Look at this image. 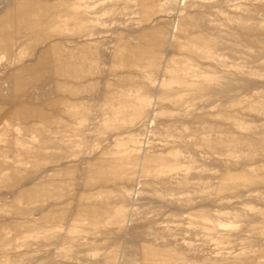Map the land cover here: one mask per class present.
Here are the masks:
<instances>
[{
	"label": "rangeland",
	"instance_id": "374dc122",
	"mask_svg": "<svg viewBox=\"0 0 264 264\" xmlns=\"http://www.w3.org/2000/svg\"><path fill=\"white\" fill-rule=\"evenodd\" d=\"M2 168L0 264H264V0H0Z\"/></svg>",
	"mask_w": 264,
	"mask_h": 264
},
{
	"label": "bare ground",
	"instance_id": "6f19581e",
	"mask_svg": "<svg viewBox=\"0 0 264 264\" xmlns=\"http://www.w3.org/2000/svg\"><path fill=\"white\" fill-rule=\"evenodd\" d=\"M55 1H56V0H55ZM64 1H65V0H64ZM66 1H67V0H66ZM57 4H58V3H57ZM68 4H69V3H68ZM73 4H74V3H73ZM63 6H64V5H63ZM74 6H75V5H74ZM74 6H72V7H74ZM65 7H66V6H65ZM72 7H70V8H71V12H73V11H72ZM75 7H76V6H75ZM75 7H74V9H77V8H75ZM74 9H73V10H74ZM67 10H68V12H70V10L68 9V7H67ZM77 10H78V9H77ZM37 11H38V10H37ZM53 11H54V10H53ZM55 11H56V10H55ZM46 12L48 13V11H46ZM56 12H57V11H56ZM65 12H66V10H65ZM75 12H77V11L75 10ZM37 13H38V12H37ZM37 13H36V14H37ZM47 13H46V15H47ZM78 13H79V11H78ZM34 14H35V13H34ZM39 14H40V13H39ZM71 15H73V14H71ZM35 16H36V15L32 16V18L34 19ZM38 16H39V15H38ZM40 16H41V15H40ZM43 16H44V15H43ZM51 16H52V18H53V15H51ZM58 16H59V15H58ZM74 16H75V13H74ZM76 16H77V15H76ZM36 17H37V16H36ZM36 17H35V19H36ZM41 17H42V16H41ZM47 17H49V16H47ZM50 18H51V17H50ZM52 18H51V19H52ZM59 18H61V17H59ZM38 19H40V18H38ZM51 19H50V20H51ZM56 19H58V18H56ZM68 19L70 20V18H68ZM36 20H37V19H36ZM48 20H49V19H48ZM50 20H49V21H50ZM58 20H59V19H58ZM61 20H62V18H61ZM69 20H67V21H69ZM77 20H78V19H77ZM80 20H81V19H80ZM41 21H42V20H41ZM44 21H46V20H44ZM74 21H75V20H74ZM32 23H34V22L32 21ZM42 23H44V22L42 21ZM62 23H63V22H62ZM58 24H59V23H58ZM58 24H57V25H58ZM31 25H32V24H31ZM64 25H65V24H64ZM32 26H33V25H32ZM39 26H40V25H39ZM50 26H53V25H50ZM42 27H43V25H42ZM51 28H52V27H51ZM35 29H36V27H35ZM59 30H60V29H59ZM31 32H32V31H31ZM59 32H60V31H59ZM63 32H64V31H63ZM50 38H51V37H50ZM84 41H85V40H84ZM31 61H32V60H31ZM24 62H25V61H24ZM20 64H21V63H20ZM14 65H15V64H14ZM18 78H20V77L17 76V79H18ZM58 85H59V84H58ZM145 89H146V88H145ZM149 89H150V88H149ZM65 91H67V90H65ZM71 95H73V94H71ZM3 99H4V98H3ZM43 99H44V98H43ZM30 100H31V99H30ZM20 103H21V102H20ZM46 111H47V110H46ZM33 114H34V113H33ZM34 120H35V119H34ZM49 126H50V125H49ZM89 127H90V126H89ZM67 129H68V128H67ZM91 129H92V128H91ZM91 133H92V132H91ZM33 136H34V135H33ZM91 136H92V135H91ZM183 137H184V136H183ZM15 138H16V137H15ZM86 138H88V137H86ZM86 138H84V139H86ZM20 141H21V140H20ZM24 141H25V140H24ZM120 150H121V149H120ZM123 151H124V149H123ZM115 153H116V152H115ZM120 153H121V151H120ZM113 154H114V153H113ZM3 155H4V154H3ZM121 156H122V155H121ZM119 157H120V156H119ZM64 158H65V157H64ZM113 158H114V157H113ZM116 158H117V157H116ZM116 158H115V161H116ZM161 158H163V157H161ZM161 158H160L159 160H161ZM66 159H67V158H66ZM71 159H72V158H71ZM164 159H165V158H164ZM63 160H64V159H63ZM68 160H69V159H68ZM6 161H8V160H6ZM6 161H4V162H6ZM65 161H66V160H65ZM111 161H112V160H111ZM60 163H61V162H60ZM97 163H98V162H97ZM7 164H8V163H7ZM19 164H20V163H19ZM19 164H18V165H19ZM109 164H110V163H109ZM123 164H124V162H123ZM147 164H148V163H147ZM62 165H63V164H62ZM113 165H114V163H113ZM124 165H125V164H124ZM124 165H122V166L124 167ZM126 165H127V164H126ZM143 165H144V164H143ZM247 165H248V164H247ZM108 166H109V165H108ZM118 166H119V165H118ZM91 167H92V166H91ZM110 167H111V166H110ZM126 167H127V166H126ZM7 168H8V167H7ZM55 168H56V167H55ZM72 168H74V167H72ZM115 168H117V166H116ZM117 169H118V168H117ZM5 170H6L5 168H2V169L0 170V174H1V176H5V175H6V172H7V171H5ZM127 170H128V169H127ZM76 171H77V170H76ZM79 171H80V170H79ZM82 171H84V170L82 169ZM37 172H38V171H37ZM41 172H42V171H41ZM112 172H113V171H112ZM112 172H111V173H112ZM38 173H39V172H38ZM38 173H36V174H38ZM51 173H52V172H51ZM77 173H78V172H77ZM77 173H76V174H77ZM93 173H94V172H93ZM97 173H98V172H97ZM115 173L117 174V171H116ZM115 173H114V174H115ZM89 174H90V173H89ZM86 175H87V174H86ZM259 175H261V174H259ZM76 176H77V175H76ZM255 176H256V175H255ZM47 177H48V176H47ZM103 177H104V176H103ZM109 178H110V177H109ZM21 179H22V178H21ZM263 179H264V177H263ZM10 181H11V180H10ZM61 182H62V181H61ZM63 182H64V181H63ZM64 183L66 184V182H64ZM2 184H3V183H2ZM14 184H16V183H14ZM68 184H69V183H68ZM70 184H72V183H70ZM80 184H81V183H80ZM8 185H9V184H8ZM25 185H26V184H25ZM57 185H58V184H57ZM57 185H56V186H57ZM62 185H64V184H62ZM77 185H78V184H77ZM77 185H76V186H77ZM52 186H53V185H52ZM65 186H66V185H65ZM78 186H79V185H78ZM6 187H8L7 184H6ZM6 187H5V188H6ZM57 187H58V186H57ZM59 187H60V186H59ZM59 187L57 188V190L59 189ZM69 188H70V187L68 186L67 189H69ZM251 188H252V187H251ZM1 189H2V188H1ZM10 189H11V188H10ZM4 190H5V189H4ZM59 190H61V189H59ZM66 191H67V190H66ZM69 191H70V189H69ZM71 191H72V189H71ZM50 193H51V192H50ZM54 193H56V192H54ZM62 193H64V192H62ZM69 193H70V192H69ZM57 194H58V192H57ZM65 194H66V193H65ZM71 194H72V193H71ZM71 194H70V195H71ZM48 195H49V194H48ZM62 195H63V194H62ZM70 195H68V196H70ZM37 196H38V195H37ZM37 196H34V197H37ZM79 196H80V195H79ZM51 197H52V193H51ZM51 197H50V198H51ZM62 197H64V196H62ZM70 197H71V196H70ZM60 198H61V197H60ZM16 199H17V198H16ZM52 199H53V198H52ZM62 199H63V198H62ZM62 199H61V200H62ZM84 199H85V197H84ZM36 200H38V199H36ZM50 200H51V199H50ZM59 200H60V199H59ZM69 200H70V199H69ZM67 201H68V200H67ZM22 202H23V201H22ZM27 203H28V202H27ZM48 203H49V202H48ZM48 203H47V204H48ZM80 203H81V202H80ZM29 204H30V202H29ZM45 204H46V202H45ZM54 204H55V203H54ZM71 204H72V203H71ZM94 204H95V203H94ZM26 205H27V204H26ZM26 205H23V206H26ZM30 205H31V204H30ZM50 205H51V204H50ZM46 206H47V205H46ZM46 206H45V207H46ZM48 206H49V204H48ZM53 206H54V205H53ZM58 206H60V205H58ZM66 206L68 207V205H66ZM29 207H31V206H29ZM55 207H56V206H55ZM63 207H64V205H63ZM42 208H43V207H42ZM42 208L40 207V209H42ZM47 208H48V207H47ZM40 209H39V210H40ZM57 209H58V208H57ZM17 210H19V209H17ZM29 210H31V209H29ZM48 210H50V209H48ZM61 210H62V209H60V211H61ZM63 210H65V209H63ZM42 211H43V210H42ZM50 211H51V210H50ZM69 211H70V210H69ZM15 212H17V211H15ZM51 212H52V211H51ZM55 212H56V211H55ZM2 213H3V212H2ZM5 213H8V212H5ZM26 213H27V212H26ZM68 213H69V212H68ZM70 213H72V212L70 211ZM19 214H20V213H19ZM22 214H23V213H22ZM12 215H13V213H12ZM14 215H15V214H14ZM14 215H13V216H14ZM29 215H30V213H29ZM48 215H49V214H48ZM70 215H71V214H70ZM1 216H2V215H1ZM42 216H44V215H42ZM50 216H51V215H50ZM52 216H53V212H52ZM52 216H51V217H52ZM54 216H55V214H54ZM54 216H53V217H54ZM56 216H57V215H56ZM39 217H40V216H39ZM51 217H50V218H51ZM37 218H38V217H37ZM41 218H43V217H41ZM48 218H49V217H48ZM68 218H70V217H67V220H68ZM45 219H46V218H45ZM35 220H36V218H35ZM43 220H44V219H43ZM67 220H65V221H67ZM37 221H38V220H36V222H37ZM39 221H40V220H39ZM41 221H42V220H41ZM46 221H48V219H47ZM56 221H57V220H56ZM58 221H59V220H58ZM65 221H63V222H65ZM48 222H49V221H48ZM53 222H54V221H53ZM60 240H61V239H60ZM60 240H59V241H60ZM56 242H57V241H56ZM60 245H61V243H60ZM63 248H64V247H63ZM28 249H29V248H28ZM81 249H82V248H81ZM164 249H165V248H164ZM164 249H163V250H164ZM62 250H63V249H62ZM77 250H78V249H77ZM78 251H79V250H78ZM86 251H87V250H86ZM165 251H166V250H165ZM51 252H52V251H51ZM63 252H64V251H63ZM76 252H77V251H76ZM83 252H84V250H83ZM46 254H47V252H46ZM76 254H77V253H76ZM81 254H82V253H81ZM41 255H42V254H41ZM48 255H49V254H48ZM52 255H53V254H52ZM65 255H66V254H65ZM31 256H32V255H31ZM49 257H52V256L50 255ZM100 257H101V256H100ZM36 258H37V257H36ZM49 260H50V259H49ZM175 260H176V259H175ZM41 261H42V260L40 259V262H38V263L41 264ZM119 262H120V261H119ZM18 263H19V262H18ZM38 263H37V264H38ZM28 264H29V263H28ZM79 264H80V263H79Z\"/></svg>",
	"mask_w": 264,
	"mask_h": 264
}]
</instances>
